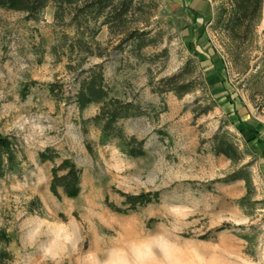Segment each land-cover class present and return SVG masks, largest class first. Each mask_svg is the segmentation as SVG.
Masks as SVG:
<instances>
[{
  "label": "rangeland",
  "instance_id": "374dc122",
  "mask_svg": "<svg viewBox=\"0 0 264 264\" xmlns=\"http://www.w3.org/2000/svg\"><path fill=\"white\" fill-rule=\"evenodd\" d=\"M136 1L124 28L91 20L84 37L55 4L36 20L0 8V134L20 164L0 175V264H264V141L240 131L249 122L264 140V0L246 12L209 0L213 81L198 57L207 49L186 41L183 7ZM79 38L92 53L72 50ZM97 66L113 98L143 108L119 121L124 139L92 121L102 103L77 106ZM133 139L144 155L128 154ZM47 149L55 161L42 160ZM65 159L82 171L75 199L51 192ZM239 170L245 179L230 181ZM137 195L152 200L131 208Z\"/></svg>",
  "mask_w": 264,
  "mask_h": 264
},
{
  "label": "trees",
  "instance_id": "16d2710c",
  "mask_svg": "<svg viewBox=\"0 0 264 264\" xmlns=\"http://www.w3.org/2000/svg\"><path fill=\"white\" fill-rule=\"evenodd\" d=\"M238 4L239 11L246 12L249 9L259 6L263 0H235ZM136 0H0V8L21 12L27 14L29 19H35L39 14L46 9L50 4L56 5L55 18L59 21H65L70 18V26L77 30L78 34L85 36L83 28L88 27L91 20L99 22L101 18L104 19L102 25L108 26L113 32L125 27L128 15L136 8ZM141 5V4H138ZM144 35H140L137 46L143 48ZM135 40L136 34L132 33L128 40ZM127 41V40H126ZM72 50L77 48L83 52L92 53V48L88 42L79 38L71 45ZM175 83V78L169 79L166 84ZM172 86V85H171ZM169 87V86H168ZM172 88V87H169ZM183 86H179L176 90H182ZM111 89L108 87L102 69L97 66L91 69L89 76L81 82V87L77 95V106L81 112L87 109L92 103H102L100 113L95 116L92 121L97 125H102V133L108 139H124L123 130L119 126V121L124 119H131L132 117L141 116L143 108L138 104L126 103L120 99H115L111 96ZM241 120V119H240ZM244 123L240 131L245 134L248 143L254 141L263 142L261 132L257 126ZM134 139L128 143V154L132 157L142 156L145 154L142 145H133ZM133 145V146H132ZM15 140L4 137L0 134V175H5L7 172H14L19 167L18 155L16 150ZM219 154H226L230 157L227 146L224 141L217 143ZM52 149H47L41 153L42 160L55 161L58 155L52 153ZM81 174L82 171L77 167L75 162L70 159H65L59 166L53 170V178L51 181L52 194L60 198V190L70 199H75L81 190ZM230 181L236 182L245 179L242 170L228 178ZM152 196L137 195L127 196L126 203L134 208L136 204L150 203Z\"/></svg>",
  "mask_w": 264,
  "mask_h": 264
},
{
  "label": "crops",
  "instance_id": "0c3cea01",
  "mask_svg": "<svg viewBox=\"0 0 264 264\" xmlns=\"http://www.w3.org/2000/svg\"><path fill=\"white\" fill-rule=\"evenodd\" d=\"M183 7L185 14L188 17L189 25L185 27V38L186 41L193 42L194 44H199L204 49H207L205 52L198 53V57L201 61L206 64V75L208 81L216 80L220 77V74L214 69L216 59L213 57L208 56L209 47L208 37H207V30L205 29V24L211 21L212 14H211V4L209 0H176ZM214 90L216 92L219 90V84H212ZM220 92V91H219ZM224 104H229L231 111L233 112L236 109V106L229 102L228 98L225 96L223 97ZM237 110V109H236ZM263 139V138H262ZM255 142V141H254ZM261 143V142H259ZM253 145V143H251Z\"/></svg>",
  "mask_w": 264,
  "mask_h": 264
}]
</instances>
